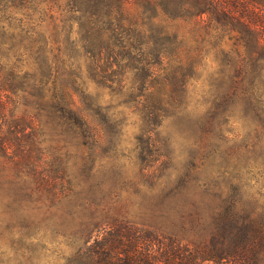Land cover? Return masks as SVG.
<instances>
[{
	"label": "rangeland",
	"instance_id": "1",
	"mask_svg": "<svg viewBox=\"0 0 264 264\" xmlns=\"http://www.w3.org/2000/svg\"><path fill=\"white\" fill-rule=\"evenodd\" d=\"M63 6L0 0V115L23 155L0 157V264H65L110 214L184 243L219 213L264 225V39L166 36L135 5L90 35Z\"/></svg>",
	"mask_w": 264,
	"mask_h": 264
},
{
	"label": "trees",
	"instance_id": "2",
	"mask_svg": "<svg viewBox=\"0 0 264 264\" xmlns=\"http://www.w3.org/2000/svg\"><path fill=\"white\" fill-rule=\"evenodd\" d=\"M61 1L65 13L73 20L87 21L86 34L90 35L102 30L103 20L118 26V16L124 20L134 16L127 5L150 6L154 11H161L166 36L190 35L197 42L206 43L204 38L209 35L216 38L218 33L236 31L240 38L248 37L250 51H260L263 47L264 21L254 14V5L263 3L262 0ZM105 30L109 31V28ZM89 46L93 45L90 43ZM4 103L0 95L1 114L4 113ZM1 116L6 130L0 131V157L22 158L23 155L16 149L20 130L15 129L20 127L17 121L14 124L10 113ZM199 218L192 216L191 229L202 225ZM106 220L94 241L74 253L65 264H260L257 258L264 243V225L254 226L256 222L253 221L244 224L239 221L240 218L229 213L215 216L208 243H184L170 235L128 224L124 218L112 214Z\"/></svg>",
	"mask_w": 264,
	"mask_h": 264
}]
</instances>
